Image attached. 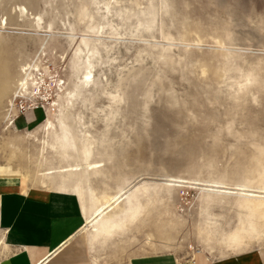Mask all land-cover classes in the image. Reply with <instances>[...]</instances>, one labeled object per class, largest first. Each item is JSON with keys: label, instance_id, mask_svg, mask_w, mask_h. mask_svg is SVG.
<instances>
[{"label": "rangeland", "instance_id": "obj_1", "mask_svg": "<svg viewBox=\"0 0 264 264\" xmlns=\"http://www.w3.org/2000/svg\"><path fill=\"white\" fill-rule=\"evenodd\" d=\"M79 49L96 52L83 95ZM88 138L101 172L56 192L68 166L83 165ZM0 173L70 196L79 210L81 192L91 212L122 198L107 215L111 235L87 233L94 264L258 247L264 0H0Z\"/></svg>", "mask_w": 264, "mask_h": 264}, {"label": "crops", "instance_id": "obj_2", "mask_svg": "<svg viewBox=\"0 0 264 264\" xmlns=\"http://www.w3.org/2000/svg\"><path fill=\"white\" fill-rule=\"evenodd\" d=\"M78 199L80 210L70 196L22 186L18 177L0 173V252H4L0 264H94ZM130 264H264V241L223 258L200 251L181 262L161 257Z\"/></svg>", "mask_w": 264, "mask_h": 264}, {"label": "bare ground", "instance_id": "obj_3", "mask_svg": "<svg viewBox=\"0 0 264 264\" xmlns=\"http://www.w3.org/2000/svg\"><path fill=\"white\" fill-rule=\"evenodd\" d=\"M83 14H85V13H83ZM83 14H82V16H83ZM91 27V26H90ZM93 30V29H92ZM90 31V30H89ZM85 40H87V39H85ZM85 40H83L82 41V43L84 44V47L86 48V50L89 48V42H91L89 39H88V41H85ZM74 42V41H73ZM95 44V42L93 43V45ZM79 45V44H78ZM91 45V44H90ZM96 45H94V47H95ZM78 47V46H77ZM82 47H83V45H82ZM92 48V47H91ZM96 48V47H95ZM75 52H77V51H75ZM74 52V53H75ZM87 52V51H86ZM78 55H79V65H80V68L83 70V71H85V74H84V80L82 81V85H81V87H80V89H79V94L81 93H83L84 92V90L85 89H88V88H90V87H92V85L94 84V76H93V68H94V64H93V61H92V59L94 58V55H95V53H94V51H92V50H89L88 51V53L83 57V55L85 54V51L83 50V49H79L78 50ZM75 56V55H74ZM77 56V55H76ZM85 58V59H84ZM99 58V57H98ZM76 60V59H75ZM84 60H86V61H84ZM75 65V64H74ZM25 70H26V68H24ZM77 70V69H76ZM75 70V71H76ZM78 71V70H77ZM82 71V72H83ZM84 73V72H83ZM29 75H31L30 73H29ZM34 76V75H33ZM24 78V77H23ZM27 81V80H26ZM28 83H29V80H28ZM32 84V83H31ZM34 85V84H33ZM95 85V84H94ZM32 86V85H31ZM36 86V85H35ZM25 87H27V83H23L22 84V89H24ZM28 88V87H27ZM38 91V87H35V91ZM27 91V90H26ZM63 91V90H62ZM65 91V90H64ZM74 91V90H73ZM43 93V92H42ZM63 93H65V92H63ZM69 94L67 95V98H66V102H67V106H66V112H67V115L68 116H70L69 115V113L71 112H69V108H71L72 106L74 107V104H73V97H74V95H76V94H74L73 95V93L72 92H68ZM75 93H77L76 92V90H75ZM64 95V94H63ZM83 95V94H82ZM78 96V95H77ZM80 96V95H79ZM75 101V100H74ZM12 102V101H11ZM64 103V102H63ZM10 104V103H9ZM58 105H59V103H58ZM12 106V104L10 105V107ZM56 106V105H55ZM65 108V107H64ZM65 112V111H64ZM61 113V112H60ZM63 113V112H62ZM70 114H72V112L70 113ZM48 115V114H47ZM52 115V114H51ZM61 115V114H60ZM66 115V116H67ZM50 116V115H49ZM62 116V115H61ZM65 117V116H64ZM71 117V116H70ZM50 118V117H49ZM68 118V117H67ZM65 119V118H64ZM10 121H11V118H10ZM61 121V120H60ZM78 121V120H77ZM71 122V121H70ZM67 123V122H66ZM64 121H61V126L62 127H64L65 126V124H66ZM14 125V122H13V119H12V126ZM55 125H53V123H52V121H50V119L49 120H47V122L42 126L43 128H44V131L45 132H47L49 135L50 134H52L53 135V131H54V129H55V127H54ZM71 128V127H70ZM60 129V128H59ZM56 130V129H55ZM61 130H62V132H66L67 131V128H61ZM61 132V131H60ZM61 132V133H62ZM46 133V134H47ZM55 133H56V131H55ZM55 133H54V137H55ZM60 133V134H61ZM59 134V135H60ZM58 135V136H59ZM64 134H62V136H63ZM51 136V135H50ZM61 137V136H60ZM68 138V137H67ZM74 138V137H73ZM54 142H52V143H48V142H45V144H47V146L50 148V149H52V150H55V149H57L56 148V145H57V140H56V138H55V140H53ZM68 142V141H67ZM74 142H75V140H74ZM73 142V143H74ZM86 142L88 143V146L87 147H85L84 149H82V150H79V151H77V152H80L81 153V155H82V159H81V161L83 162V165H80V164H75V165H69L68 166V171H66V174L65 175H67V173H69L70 172V174H69V177H65V176H61L62 177V179L61 178H59V180H60V183H58L57 185V191H61V192H74L75 190L74 189H72L73 188V185H71V183H74V185L76 186V185H78V184H84V186H85V184L87 185L91 180H90V176H91V173H95V172H101L99 169H101V167H103L101 164H100V162H98V163H95V162H93V161H91V158H92V156H93V154H94V149L92 148L94 145H95V143L93 142V140H92V138H88L87 140H86ZM85 143V142H84ZM65 144V143H64ZM63 144V145H64ZM71 144V143H70ZM46 146V145H45ZM59 146V145H58ZM62 147V146H61ZM64 150V148L62 147V151ZM47 151V149H46V147H43L42 148V152L44 153V152H46ZM57 151V150H56ZM59 151V150H58ZM69 153H72V151L70 152L69 151ZM74 153V152H73ZM77 154V153H76ZM64 155H67V156H69L70 157V155L66 152V151H64ZM74 155H75V153H74ZM76 156V155H75ZM77 158H79V157H77ZM76 158V159H77ZM76 159H73V160H76ZM93 159V158H92ZM78 161H80L79 159H77ZM76 160V161H77ZM71 161V160H70ZM75 162V161H74ZM73 163V162H72ZM78 163H80V162H78ZM68 165V164H67ZM85 168L84 169V171H82V168ZM2 172V171H1ZM59 172V171H58ZM83 172V173H82ZM62 173H64V172H62ZM49 174V173H48ZM47 174V175H48ZM52 174V173H51ZM59 174V173H58ZM82 174H84V175H82ZM98 174V173H97ZM53 175H55V174H53ZM60 175V174H59ZM95 175V174H94ZM50 176H52V175H50ZM68 176V175H67ZM48 177V176H47ZM70 177H73V179H71ZM51 178V177H50ZM75 178V179H74ZM47 179H49V178H47ZM90 180V181H89ZM20 184L22 185V186H24V185H26L27 184V181L23 178L22 180H20ZM83 186V185H82ZM82 186H81V188H82ZM90 188V187H89ZM85 189V188H84ZM83 189V190H84ZM24 190V189H23ZM82 190V191H83ZM91 190V189H90ZM93 191V190H92ZM219 191V190H218ZM80 192V191H79ZM86 194L83 192H81L80 194H79V196H80V198H81V200L83 201V210H84V215H85V219H86V225H85V228H84V230L87 232V233H89L91 236H92V240H93V238L96 240V239H98V238H101V237H105L106 238V236H110L111 235V233H112V229L116 226V225H114V221L113 222H111L110 220H109V218H108V213L110 212V211H113V209L115 208V205L117 204V203H119L120 202V200L122 199H120V198H118V199H116V202L114 203V204H112L111 203V201H113L114 200V198L115 197H113L111 200H107V202H105V203H103V204H101L100 206L99 205H97L98 207H96V209L94 210V211H90L86 206H85V204H84V200H86L85 198H84V196H85ZM92 195H94V194H92ZM90 196V195H89ZM108 198V197H107ZM250 198V197H249ZM96 199V198H95ZM95 199H93V201H98L97 199L95 200ZM245 199H247V198H245ZM92 200V199H91ZM255 201V200H254ZM95 203V202H94ZM87 205V204H86ZM258 205V204H257ZM256 205V206H257ZM95 208V207H94ZM264 211V210H263ZM262 216V215H261ZM235 239V238H234ZM238 239V238H237ZM94 240V241H95ZM241 240V239H240ZM93 242V241H92ZM239 243V242H238ZM237 243V244H238ZM3 244V242H2V240L0 239V246ZM239 246V245H238ZM199 253V252H198Z\"/></svg>", "mask_w": 264, "mask_h": 264}]
</instances>
